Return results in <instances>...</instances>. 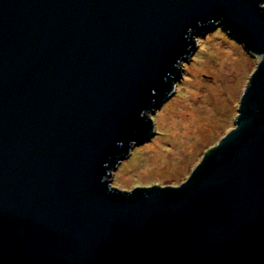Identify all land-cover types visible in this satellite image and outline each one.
Instances as JSON below:
<instances>
[{
    "label": "water",
    "instance_id": "water-1",
    "mask_svg": "<svg viewBox=\"0 0 264 264\" xmlns=\"http://www.w3.org/2000/svg\"><path fill=\"white\" fill-rule=\"evenodd\" d=\"M211 28L259 58L236 128L110 186ZM0 264H264V0H0Z\"/></svg>",
    "mask_w": 264,
    "mask_h": 264
},
{
    "label": "rangeland",
    "instance_id": "rangeland-1",
    "mask_svg": "<svg viewBox=\"0 0 264 264\" xmlns=\"http://www.w3.org/2000/svg\"><path fill=\"white\" fill-rule=\"evenodd\" d=\"M192 40L195 46L178 66L171 94L149 113L152 138L136 144L114 165L110 186L179 187L236 128L259 58L223 28H211Z\"/></svg>",
    "mask_w": 264,
    "mask_h": 264
},
{
    "label": "bare ground",
    "instance_id": "bare-ground-1",
    "mask_svg": "<svg viewBox=\"0 0 264 264\" xmlns=\"http://www.w3.org/2000/svg\"><path fill=\"white\" fill-rule=\"evenodd\" d=\"M194 117H193V115L191 116V119H193Z\"/></svg>",
    "mask_w": 264,
    "mask_h": 264
}]
</instances>
